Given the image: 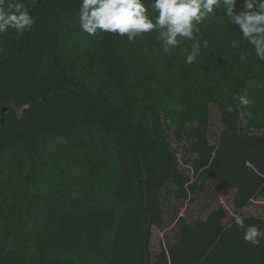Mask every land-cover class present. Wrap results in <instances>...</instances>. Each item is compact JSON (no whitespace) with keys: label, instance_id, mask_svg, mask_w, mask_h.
Segmentation results:
<instances>
[{"label":"trees","instance_id":"16d2710c","mask_svg":"<svg viewBox=\"0 0 264 264\" xmlns=\"http://www.w3.org/2000/svg\"><path fill=\"white\" fill-rule=\"evenodd\" d=\"M80 2L21 0L32 28L0 34V264H31L36 254L75 264L56 257L61 238L45 224L47 209L61 194L82 205L99 189L122 213L110 264H264V240L246 242L233 223L240 214L264 228V206L250 212L264 201V127L251 128L238 99L243 77L264 81V61L217 10L242 43L203 90L164 95L149 80L116 100L67 62Z\"/></svg>","mask_w":264,"mask_h":264},{"label":"rangeland","instance_id":"374dc122","mask_svg":"<svg viewBox=\"0 0 264 264\" xmlns=\"http://www.w3.org/2000/svg\"><path fill=\"white\" fill-rule=\"evenodd\" d=\"M146 1V6L149 8L148 14L155 20L157 13ZM222 18V14L219 13L217 16H212L211 20H205L198 25L200 31L195 33V41L180 38L179 47L167 52L163 50L162 41L153 38L154 32L159 34L157 30L137 36L130 42L127 36L121 37L99 30L96 35H89L77 22L70 26L74 35L69 43L73 61L69 59L71 54H67V62L73 70L78 71L79 74H85L95 87H101L116 100H122L127 90L135 89L137 94L141 93V87L146 86L149 80L154 81V88L164 95L190 93L194 90L197 92L204 89L205 79H210L215 71L222 69L227 62L233 60L232 57L236 54L235 47H239L242 43L234 42L235 37L229 29L224 27L225 19L222 20ZM71 20L72 18H68L66 22L70 23ZM196 41L200 43V54L194 63L187 64L186 56L192 51V45ZM205 41H207V47L204 46ZM210 53L212 58L206 55ZM167 59L169 62L164 66ZM248 67L249 63L245 62L244 68ZM150 68L153 69V73L148 71ZM223 70L232 79L236 77L235 70L227 66ZM242 81L245 95L252 101L247 109V118L253 124L251 128L256 130L258 126L264 127V81L258 80L255 71L251 80L243 77ZM229 106L232 111L227 110ZM231 112H234L232 105L224 107V120L225 114ZM217 114L220 116L221 111L217 113V109L214 108L215 118ZM215 122L217 123L216 119ZM219 126L220 124L215 128L218 130ZM61 151H64V148H61ZM181 164L185 168H190L183 159ZM98 184H100L99 181ZM52 193L55 194L51 188L50 197ZM45 198L46 193L43 196V199ZM72 201L69 195L61 194L53 199V203L47 209L53 213L45 220V224L52 228L55 226L54 228L58 230L56 233L61 238V244L54 247L56 257L61 256L67 262L75 264H110L109 250L116 223L122 214L121 208H114L106 192L100 189L95 192V195L92 193V197L83 200L82 205H76ZM259 203L260 205L253 203L258 207L251 206V213L262 210L264 201ZM159 231L156 229L153 234V246L157 248L163 237L162 232ZM31 264H43L42 257L36 254Z\"/></svg>","mask_w":264,"mask_h":264},{"label":"clouds","instance_id":"9594fccd","mask_svg":"<svg viewBox=\"0 0 264 264\" xmlns=\"http://www.w3.org/2000/svg\"><path fill=\"white\" fill-rule=\"evenodd\" d=\"M239 0H149L150 7L157 13L155 20L149 16L145 0H81L79 25L89 35L97 31L127 36L131 42L144 33L158 31L157 40L162 41L165 52L179 47L180 38L195 41L198 25L204 23L217 10L229 18L244 40L255 49L256 56L264 61V0H243L238 9ZM34 18L24 7L21 0H0V34L15 29L18 33L30 30ZM207 47V41L204 42ZM187 51V49H185ZM200 54V43L192 45V51L186 56V63L192 64ZM241 59H244L242 56ZM242 106L252 101L246 96L238 97ZM228 111H232L231 106ZM234 225L243 231L246 242L259 246L264 240V228L256 224L245 223V217L236 214Z\"/></svg>","mask_w":264,"mask_h":264},{"label":"water","instance_id":"95a60500","mask_svg":"<svg viewBox=\"0 0 264 264\" xmlns=\"http://www.w3.org/2000/svg\"><path fill=\"white\" fill-rule=\"evenodd\" d=\"M3 110H6V107H4V109Z\"/></svg>","mask_w":264,"mask_h":264},{"label":"bare ground","instance_id":"6f19581e","mask_svg":"<svg viewBox=\"0 0 264 264\" xmlns=\"http://www.w3.org/2000/svg\"><path fill=\"white\" fill-rule=\"evenodd\" d=\"M3 159V158H2ZM4 160V159H3ZM1 162V161H0Z\"/></svg>","mask_w":264,"mask_h":264}]
</instances>
